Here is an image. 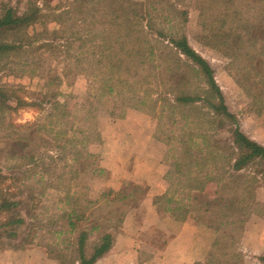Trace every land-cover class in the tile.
<instances>
[{"label": "rangeland", "instance_id": "obj_1", "mask_svg": "<svg viewBox=\"0 0 264 264\" xmlns=\"http://www.w3.org/2000/svg\"><path fill=\"white\" fill-rule=\"evenodd\" d=\"M29 1L3 0L0 13L9 5L22 13ZM67 1L70 0H38V3L62 6ZM211 1L128 0L131 5L141 6L152 16L153 30H161L166 36L175 38L185 35L191 48L209 63L224 104L232 114L229 116L222 112L214 120L208 115L212 109L204 99L209 97L205 76L200 70L196 71L194 64L182 54L170 53L159 46L160 57L155 59L160 78L158 91L167 93V97L184 95L199 97V100L193 103L194 106H191L192 103L181 106L174 118H169L166 114L168 110L161 112L162 101L157 106L151 105L150 98H143L145 96L140 89L147 86L146 81L152 86L153 76L135 87L131 84V91L115 89L112 93L100 95L98 86L101 80L85 71L82 68L85 64L76 65L71 55L75 51L65 49L59 38L50 42L51 31L57 29L54 22H46L40 13L17 29L12 36L17 41L25 43L35 39L33 45L39 46L44 41L40 31L47 28L50 33L46 38L50 45H42L36 49L33 47L28 53H13L7 60L0 62V87L6 93H12L13 88H16V93L29 102H40L42 98H49L51 101L57 99L60 108L68 113L57 121L50 114L52 109L48 103L40 106L16 104L11 97L7 99L0 94V105H11L10 109L3 111L5 126L0 127V174L5 176L3 181L0 180V187L4 192L0 200L4 197L8 203H12L8 209L0 212V223L5 225L0 226V249L25 245L29 241L44 248V256L41 253L35 256L40 257V261L38 258L34 262L22 259L23 263L17 264H51L47 258H53V254L48 247L56 250L60 247L70 248L71 242L75 245L79 234L77 230L88 232L84 246L92 248L98 237L116 224L118 216H121L129 201L122 193L115 192L113 185L129 167L131 146L147 147L151 157H158L166 167L164 171L157 170L156 173L164 179L168 169L175 174L170 164L175 159L172 155L179 156L185 165L188 159L196 156L198 163L199 155L206 154L208 158L205 165H197L196 173L199 175L189 193L193 190L192 194L196 203L200 204V211L208 200L214 204L216 201L213 199L216 197L230 199L233 209L234 205L238 209L231 210L234 218L242 219L241 223L236 224L237 231L247 221L250 203V208L259 204L264 207V202L255 203L252 199L254 184L264 185L262 160L255 159L239 170L227 169L222 179L214 177L218 171H214V165L209 163L214 156L211 152L217 148L212 140H229L235 125L253 141L264 143V46L260 42L254 48L241 51L235 58L236 50L233 45L224 41L223 36H214L219 29L212 24L223 16V10ZM232 4L239 12L229 17L223 28L232 33L244 34L245 47L250 46V38L244 33V28L252 20H261L260 23H263L264 15H260V9L264 7V0H233ZM249 4L253 7H248ZM93 25L97 31L107 32L105 9L95 12ZM261 34L264 35L262 32ZM147 68L148 65L139 71L141 80L147 74ZM2 92L5 93L4 90ZM158 111L162 117L158 116ZM29 123H32L30 127ZM196 133L210 135L208 145H203L201 152L197 151V147L191 148L187 143L178 141L182 136L186 138L187 135ZM22 135L30 139V150L35 152V162H32L35 169L20 165L22 162L17 155L27 150L23 148V140L20 139ZM72 136H76V149L84 151V155L75 164L76 172L73 170L74 166L71 167L74 163L71 154L61 158L60 145L65 142L66 137ZM221 146L225 145L222 143ZM42 164H50L47 175L42 174ZM179 178L184 185L188 182L184 178L182 181V175ZM68 183L71 189L66 193L70 194L65 196L60 187ZM187 196L185 189L184 197ZM72 207L77 209V213L83 212V216L75 223L77 230L70 235L59 233L58 229H69L66 217L62 215L71 212ZM211 208L215 210L213 216H218L221 210L219 205H211ZM75 213L76 211L71 212L72 215ZM19 218L23 219V223L13 222ZM232 227L223 230L224 235L222 231L216 232L219 247L220 243H224L223 238L227 241L232 234ZM234 236H238V233ZM12 258L15 264L16 258ZM12 258L6 256L5 259L11 261Z\"/></svg>", "mask_w": 264, "mask_h": 264}, {"label": "trees", "instance_id": "obj_2", "mask_svg": "<svg viewBox=\"0 0 264 264\" xmlns=\"http://www.w3.org/2000/svg\"><path fill=\"white\" fill-rule=\"evenodd\" d=\"M233 0H212L216 5L221 6L223 10V16L217 18L212 25H215L219 31L214 33V36L230 42L233 45L236 52L234 57L246 48L256 47L261 42V46H264V19L258 22L249 21L244 28V33L248 34V43L250 46L245 47L244 34L232 33L231 31L225 30V21L234 14H238V9L234 4L231 5ZM253 7L249 4L248 7ZM105 9L107 15V32L97 31L93 25V18L95 12L98 9ZM260 9V8H258ZM176 10V9H175ZM42 13L43 18L46 22H54L57 25V29L50 31L44 28L40 31L41 37L44 41L39 46L33 45L35 40H27L24 42L17 41L16 38L12 37L17 29L26 23L30 22L39 14ZM264 15V7L260 9V15ZM152 16L145 12L139 5H131L128 0H70L62 6H49L46 3L39 4L38 0H30L28 7L22 11V13H16L12 6H7L3 14L0 16V62L4 59H8L9 56L16 52H29L34 47H40L42 45L48 46L50 42L54 41L55 38L62 40L61 45L65 49H73L75 51L73 59L78 64H85L82 68L85 71L92 73L94 77L101 80L99 87V94L104 95L112 93L115 89H125L131 91V86L134 87L136 84L143 83L146 80H150V76L154 77V86H150L149 81L147 86L141 88L143 98H150L151 105L159 106V101H162L161 112L168 110V117L174 118L175 113L181 106L185 104H191L199 100V97H191L184 95H174L173 97H167V93L158 91L160 86L159 72L155 59L160 57L158 53L159 46L166 48L170 53L182 54L190 60L191 64L195 66L196 71L200 70L205 76V83L208 85L207 91H209V97L204 98L207 102V106L212 109V112L208 115L213 120L216 115L224 113L225 115L232 116L228 112L226 105L224 104L223 96L220 88L217 86L216 81L213 78L212 70L209 63L195 52L189 45L185 35L179 38L173 36H166L161 30H153L151 23ZM59 27V28H58ZM52 35L50 42L47 41L46 35ZM45 36V37H44ZM70 55V56H71ZM148 65L147 74L144 79L139 78V71L142 67ZM131 76L133 79L131 80ZM132 84V85H131ZM5 91L2 92V91ZM17 89L13 88L12 93H6V90L0 87V94L8 99L11 97L16 104H39L48 103L49 108L54 112L50 114L55 116V120L58 118L68 115L66 111L60 108V103L57 99L52 101L49 98H42L39 101H25L21 96L16 93ZM120 93V92H119ZM131 94V93H130ZM132 96V95H131ZM139 98V97H138ZM141 98V97H140ZM210 98H216L214 101ZM165 106V108H164ZM190 106V105H189ZM11 105L3 103L0 105V127L4 125V114L6 109H10ZM158 116L162 117L158 111ZM202 122V120H201ZM32 123H29V127ZM5 126V125H4ZM6 127L9 128L8 123ZM91 127V126H89ZM35 130V129H34ZM79 131V129H77ZM92 130V129H91ZM19 138V136H17ZM86 137L85 135L83 136ZM23 140V148H27L26 151H21L17 157L21 166H28L30 169H35L36 166L32 165L35 162V152L30 150V139L22 135L20 137ZM207 139H210V135H198L190 134L186 138L183 136L178 140L179 142L187 143L188 146L197 147V151L201 152L202 146H207ZM82 139V144L84 145ZM202 141V142H201ZM213 143L216 144L217 148L214 152V156L211 157L210 164L214 165L215 170L218 174H214L217 179H222L225 176L227 169L239 170L244 168L248 163L255 159L262 160L264 162V146L257 142L247 138L238 128L234 126L230 133V139L221 141L218 138H214ZM76 136L66 137L65 142L61 146V158L66 154H71L74 166L73 170L76 172V162L78 158L84 155L80 149H76ZM225 145L224 147L221 144ZM71 147V149H70ZM224 148V149H223ZM74 149V152H73ZM188 154V151H186ZM190 155V154H189ZM173 160L170 162L172 170L175 171L177 177L182 175L183 178L188 180L187 186L190 183L192 177H196L199 174L196 173L197 165L204 166L207 160L206 154L199 155L200 161L197 163V156L192 159H188V162L184 165L183 161L176 154L172 155ZM33 162V163H34ZM50 164H42V174H48ZM27 167V168H28ZM199 169V167H198ZM27 170V169H26ZM75 172L74 175L75 176ZM63 174H67L66 171H62ZM62 176V174H60ZM77 176V175H76ZM5 176L0 174V180L3 181ZM49 184H47L48 186ZM50 186V185H49ZM54 187V186H53ZM57 188V187H56ZM61 188L62 193L68 196L70 193H66L67 190L71 189L70 183L63 185ZM60 188H57L60 190ZM4 194L0 187V197ZM216 203L211 204V200H208L204 206L205 211H209L211 205H219L220 213L218 216H211L206 219V223L214 228H225L232 227L231 236L237 234L236 224L241 223L242 219L236 220L234 218L232 201L230 199L223 200L222 197H216L213 199ZM212 200V201H213ZM12 203H8L3 197L0 200V212L4 209H8ZM200 210V207H198ZM215 211L214 208H211ZM74 215L71 212H75ZM64 213L62 217H66L68 230L58 229L59 233L73 234L77 229L75 228L76 221L83 216L82 211H78L75 207H72V211ZM214 215V213H213ZM210 216V215H209ZM15 223H23V219L13 220ZM3 224L0 223V226ZM5 226V225H3ZM13 230V229H12ZM55 231V230H53ZM52 231V232H53ZM79 234L76 238L75 245L71 242L72 246L60 247L56 249L48 250L53 254V258L59 261V264H92L95 259L104 253L111 245V236L108 233L101 234L98 240L93 244L92 248L84 246V241L87 238L88 232L85 230H77ZM12 235V232L10 233ZM48 246V245H47ZM91 250V251H90ZM90 253L88 254V252Z\"/></svg>", "mask_w": 264, "mask_h": 264}, {"label": "crops", "instance_id": "obj_3", "mask_svg": "<svg viewBox=\"0 0 264 264\" xmlns=\"http://www.w3.org/2000/svg\"><path fill=\"white\" fill-rule=\"evenodd\" d=\"M13 8L17 12L18 9ZM128 161L129 167L113 185V190L122 193L129 202L116 224L104 231L111 236L110 247L92 264H264L263 204L250 208V203L247 221L236 231L238 236L230 235L227 241L223 238L224 243L219 247L216 232L222 231L224 235L226 228L217 229L206 223L213 211L210 207L205 211L206 206L200 211L193 190L189 193L196 177H192L188 186L180 183L181 179L169 169L166 179L159 177L156 171L162 172L166 166L158 157H151L144 146H131V161ZM185 189L187 197H184ZM253 189V202H264V185L256 183ZM43 250L42 245L32 241L1 248L0 264H14L12 257L16 258L15 264L23 263L22 259L40 261V257L35 256L40 253L44 256ZM6 256L11 257V261L6 260ZM47 260L59 264L55 258Z\"/></svg>", "mask_w": 264, "mask_h": 264}]
</instances>
